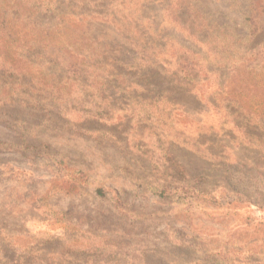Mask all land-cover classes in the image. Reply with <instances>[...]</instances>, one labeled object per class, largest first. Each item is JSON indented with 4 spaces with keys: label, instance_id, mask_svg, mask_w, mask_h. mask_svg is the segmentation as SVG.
<instances>
[{
    "label": "rangeland",
    "instance_id": "obj_1",
    "mask_svg": "<svg viewBox=\"0 0 264 264\" xmlns=\"http://www.w3.org/2000/svg\"><path fill=\"white\" fill-rule=\"evenodd\" d=\"M37 1L41 9L43 1L67 6ZM143 1L105 0L99 18L91 5L70 20L95 38L117 37L124 27L136 37L139 29L149 32L157 48L147 59L168 68L149 73L152 93L133 88L137 78L127 67L117 84L91 79L86 101L70 91L60 98L68 86L61 90L47 74L57 77L61 66L45 50L21 76L0 77L8 87L0 103L9 101L0 112V141L17 145L0 146V264H264V155L238 127L250 114L228 104L239 100L264 118V72L253 74L258 84L249 87L252 80L240 85L241 74L225 64L234 51H248L245 43H264V25L248 41L249 0H198L192 4L216 31L191 35L161 5ZM39 11L22 21L43 27L56 19ZM183 55L198 60L195 79L185 82L191 93L172 84ZM79 82L71 85L75 94ZM238 88L247 96L232 97ZM150 98L156 100H138ZM251 134L264 139V119ZM206 151L226 153L229 164L208 161ZM175 164L185 176L175 174ZM239 198L260 208L229 204Z\"/></svg>",
    "mask_w": 264,
    "mask_h": 264
},
{
    "label": "trees",
    "instance_id": "obj_2",
    "mask_svg": "<svg viewBox=\"0 0 264 264\" xmlns=\"http://www.w3.org/2000/svg\"><path fill=\"white\" fill-rule=\"evenodd\" d=\"M12 1L13 0H0V77L7 72L21 76L22 71L24 70L23 67L35 66V63L31 61L30 57L34 56V58L37 59L39 53L43 54V51L45 50L50 55L58 58L61 66V70L55 72V74L58 75L57 77L53 76L54 74L48 70L47 74L52 77L53 82L56 83V87L59 88V85H61V90L68 86L66 91H62V93L59 94V97L63 99L69 98L68 92L70 91V95L74 93L72 97L86 101V97L91 93L90 91L94 89L91 79L97 80L98 78H105L102 80L101 87H106L110 84H117V79H120L122 76V70L126 72L128 71L127 67H129L132 69V71L131 69L130 71L133 72L135 76L134 79L137 78V81H135L136 84H132L133 88L135 87L136 90L143 92H148L149 90V93H152L153 91H151L150 88L154 87L152 82H148L150 81L148 77L150 76L149 73L153 72V69L157 72L168 69L166 65H162L161 67L152 60L147 59L146 53H149V57H153L155 56L153 52L157 48L156 46H152L154 47L152 48L149 43V37H145L150 35L148 34L149 32L147 33L139 29L138 37H136L132 33L133 30L131 28L123 26L124 30L121 32V29H119V35L117 37L116 35L114 37L112 33H104L101 34L103 37L99 35V37L95 38L89 29L78 30L75 25H72L74 24L70 20V14L72 11L76 12L72 13V15H77L79 13L85 14L90 10L89 6L92 5L94 6V8H92L94 10L92 16L99 18V15L96 14V8L100 3L104 4L105 0H61L64 2V5L65 3L67 4L65 7L62 6V9H59V7L55 9L54 7H51L49 3L51 4L52 1L48 3H44L43 1L42 9L40 6H36L38 3L37 0H15V2L11 4ZM197 1L198 0H174L173 4V0H144L143 4H145V7L147 5L152 7L161 5L165 11L171 14L174 22L180 23L184 26L186 28L185 30H188L191 35H193V32L197 33L199 31H203L204 33L216 31L212 28L211 22L202 20L201 11L192 4L194 2L197 3ZM79 2V6H70L72 4H79ZM249 6V13L246 18L250 30L248 41H254V39L260 34V30H262L264 25V0H249ZM39 10H43V14L48 16L55 15L56 19L54 18L43 27H36L37 23L35 22L28 23L29 19L26 20V23L22 21V18L25 17V15H37V11ZM194 11L198 12V16L193 13ZM98 14L102 15L103 13ZM99 23L107 25L105 19L100 20ZM192 28H195V31H193ZM144 33H146V35H144ZM110 38H112V40ZM204 38L209 41L212 40L208 34ZM112 45L115 46L112 48ZM240 45L242 46V44ZM244 45L248 48V51L242 54L237 50L234 51L232 53L234 57L233 60H229L225 64L228 66V64L232 62L230 67L231 70L234 73L237 72L238 74H241L237 79L240 85H243L242 80L247 81V83H250L252 80L249 87H254L258 84V81L255 80L254 82L253 79L250 78H257L254 77L253 74L258 77L262 76L263 73L260 74L259 69L264 72V63L260 62L264 60V43L257 46H251L248 42ZM209 46L211 47L210 43ZM125 47L128 48L125 49ZM239 50L242 51V48L239 47ZM253 51L255 52L254 55L252 54ZM123 52H130L132 57L123 56ZM246 55L249 56V59L251 58L254 60L251 62L248 61ZM47 56L49 57V55ZM42 58L43 56L40 57V59ZM197 62V59L192 60L190 56L183 55L182 58L179 56L177 58V63H179L178 69L172 74V84H178L182 88L181 91L191 93L188 89L189 86H186L185 82L191 81L190 78L193 76L195 79L194 73L196 72V67L198 65ZM54 65L58 66L56 63H54ZM115 72L118 73L119 78L113 75ZM75 78L80 81V90L76 92L77 94L71 89V85L77 86ZM2 85L3 82L1 81L0 89L2 88L5 89L4 91H8L6 84ZM207 85H210V82ZM133 91H135V89H133ZM245 91L246 89L241 91L240 88H238L236 92L232 94V97H246L247 95ZM55 97L56 99L59 98L58 92ZM91 97L93 96L91 95ZM158 98H161L159 100H162L164 97ZM103 100L104 99L101 101ZM138 100L155 101L156 99L150 98L146 100ZM228 102V104H232L239 113L241 112L242 115L243 108L248 114H250L246 121L237 125L244 131L242 136L248 137V141L250 140V143H252L254 147L256 145L261 146L260 151L263 156L264 139H260L261 137L253 135L251 132L255 133L257 131V127H259L264 118L256 115V112L259 113V111L253 109L251 106L247 107V105L244 106L240 104L239 100L231 99L228 100ZM8 103L9 101L0 103V112H2V107H5ZM22 137H24V135H22ZM3 145L10 146L11 148L17 146L12 143L0 141V146ZM221 147L223 149L226 148V146ZM197 154L203 153L199 151ZM206 154L208 156L206 158L208 161L213 162L212 160L215 158L219 161V164L221 163L220 166H225V163L229 164V159L225 158L226 153L221 152L220 154L222 156H219L220 154L206 151ZM238 162L243 166L249 165V163H246L243 160H238ZM186 171L185 167L179 164L174 165V172L176 175L180 176L182 174L185 176ZM229 204L244 205L248 208L251 206H257L260 208L258 204L249 198L245 200L239 198Z\"/></svg>",
    "mask_w": 264,
    "mask_h": 264
}]
</instances>
